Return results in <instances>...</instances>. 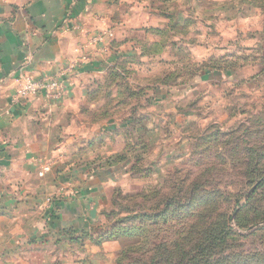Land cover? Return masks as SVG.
<instances>
[{
	"label": "rangeland",
	"instance_id": "obj_1",
	"mask_svg": "<svg viewBox=\"0 0 264 264\" xmlns=\"http://www.w3.org/2000/svg\"><path fill=\"white\" fill-rule=\"evenodd\" d=\"M172 13L73 113L107 133L75 163L104 170L101 225L18 237L0 264H264V0Z\"/></svg>",
	"mask_w": 264,
	"mask_h": 264
},
{
	"label": "crops",
	"instance_id": "obj_2",
	"mask_svg": "<svg viewBox=\"0 0 264 264\" xmlns=\"http://www.w3.org/2000/svg\"><path fill=\"white\" fill-rule=\"evenodd\" d=\"M175 4L181 0H0V252L18 237L47 240L101 225L104 170L75 165L92 158L107 133H75L73 113L103 89L108 70L138 57L144 39L167 33L179 18ZM82 54L63 99H16L19 76L58 72ZM111 116L100 123L118 124ZM46 164L51 170L41 176Z\"/></svg>",
	"mask_w": 264,
	"mask_h": 264
},
{
	"label": "built area",
	"instance_id": "obj_3",
	"mask_svg": "<svg viewBox=\"0 0 264 264\" xmlns=\"http://www.w3.org/2000/svg\"><path fill=\"white\" fill-rule=\"evenodd\" d=\"M100 36H94L93 42L100 41ZM85 55L82 54L79 60L71 59L62 69L58 72L48 74L46 76L36 78L32 75L26 77L19 76L18 90L16 92V99L29 98V97H43L49 102H56L61 99L70 91L72 81L70 75L78 71L79 66L84 63ZM51 170V165L46 164L39 172L41 176Z\"/></svg>",
	"mask_w": 264,
	"mask_h": 264
}]
</instances>
